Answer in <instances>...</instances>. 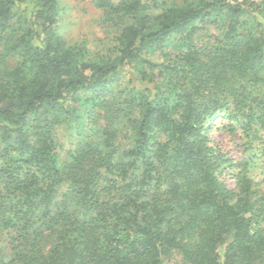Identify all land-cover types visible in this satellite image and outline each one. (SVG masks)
Wrapping results in <instances>:
<instances>
[{
	"label": "trees",
	"instance_id": "obj_1",
	"mask_svg": "<svg viewBox=\"0 0 264 264\" xmlns=\"http://www.w3.org/2000/svg\"><path fill=\"white\" fill-rule=\"evenodd\" d=\"M91 1L93 53L57 0H0V264H264V0ZM218 116L244 158L211 144Z\"/></svg>",
	"mask_w": 264,
	"mask_h": 264
},
{
	"label": "rangeland",
	"instance_id": "obj_2",
	"mask_svg": "<svg viewBox=\"0 0 264 264\" xmlns=\"http://www.w3.org/2000/svg\"><path fill=\"white\" fill-rule=\"evenodd\" d=\"M58 13L55 24V31L64 40L66 45L83 42L87 48L93 53L98 52V46L101 40H106L109 26L103 22V10L93 5L91 0H57ZM211 34H214L213 28H204L195 36V44L199 46H206L213 40ZM170 48V47H169ZM175 52V50H174ZM172 53L170 51L169 53ZM95 122L97 125L103 124V119L96 112ZM226 121L220 116L212 121V128L208 133L211 144H218L223 151L235 160H240L248 155V140L249 137L243 136L241 130L237 128L232 134H228L223 126ZM56 134L61 143V149L72 148L76 141L75 132L72 131L65 124L56 127ZM260 134L257 133L253 136L254 139L251 143L253 151L257 154L255 162L251 168V174L255 181L259 183L260 187L264 190V165L261 163L260 157ZM64 154V151L61 152ZM252 156V155H251ZM66 156L62 157L64 160ZM229 187H233V181L229 178L226 179ZM80 213H83L81 210ZM173 263L177 264L179 256H172L170 259ZM171 263V262H170Z\"/></svg>",
	"mask_w": 264,
	"mask_h": 264
}]
</instances>
